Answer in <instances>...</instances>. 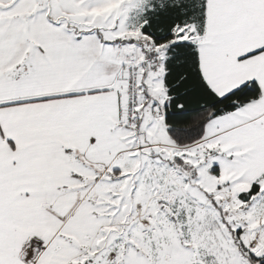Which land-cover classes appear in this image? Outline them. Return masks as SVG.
Wrapping results in <instances>:
<instances>
[{
    "label": "snow or ice",
    "instance_id": "obj_1",
    "mask_svg": "<svg viewBox=\"0 0 264 264\" xmlns=\"http://www.w3.org/2000/svg\"><path fill=\"white\" fill-rule=\"evenodd\" d=\"M0 264H264V0H0Z\"/></svg>",
    "mask_w": 264,
    "mask_h": 264
}]
</instances>
